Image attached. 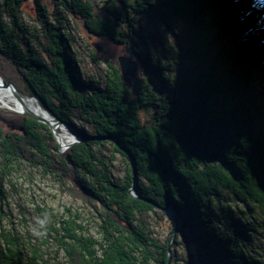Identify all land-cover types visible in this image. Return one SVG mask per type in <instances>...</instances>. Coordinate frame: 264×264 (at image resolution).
I'll return each instance as SVG.
<instances>
[{
    "label": "trees",
    "instance_id": "16d2710c",
    "mask_svg": "<svg viewBox=\"0 0 264 264\" xmlns=\"http://www.w3.org/2000/svg\"><path fill=\"white\" fill-rule=\"evenodd\" d=\"M28 1L0 0V55L16 66L31 95L50 112L70 123L75 117L105 139L60 154L47 125L0 111V122L20 129L9 131L0 123V264L46 263L37 247L5 226L11 216L3 181L22 163L43 167L45 176L52 175L75 200L98 212L100 240L78 223L80 214L59 218L57 254L63 253L65 264H169V240L164 245L154 241L137 214L153 213L158 227L169 225L172 232L177 220H168L146 199L172 207L182 221L171 246V264L181 260L178 250L186 243L188 264H264L246 250L249 229L242 218L247 214L242 207L256 206L264 231V102L257 100L252 79L255 56L227 66L220 50L192 69L157 33L166 27L185 40L184 55L194 57L181 33L194 27L205 33L211 5L218 0H113L108 6L97 0H52V11L43 0H34L48 45L43 53L30 47L33 36L23 20ZM70 18L123 46L126 58L140 63L138 96L116 67L111 66L113 77L105 84L87 70L79 74L76 38L68 32ZM243 22L252 32L261 26L250 16ZM130 40L137 51L130 49ZM198 51L205 56L200 47ZM55 102L61 105L56 111L51 108ZM112 137L135 159L142 199L130 195L133 167L129 165L124 181H116L107 159L96 151L114 144ZM115 150L127 158L117 146Z\"/></svg>",
    "mask_w": 264,
    "mask_h": 264
},
{
    "label": "rangeland",
    "instance_id": "374dc122",
    "mask_svg": "<svg viewBox=\"0 0 264 264\" xmlns=\"http://www.w3.org/2000/svg\"><path fill=\"white\" fill-rule=\"evenodd\" d=\"M43 1L47 5V8L52 11L49 5L52 0ZM108 1L113 0H97V2L103 6H108ZM39 14L38 7L34 3V0H29L24 3L23 20L33 36L30 47L34 51L43 53L48 45L43 24L38 21L40 18ZM245 16H250L254 18V20L257 19L261 25L259 26V30L252 32L251 26L243 22ZM140 17L141 16H138L136 20L138 21ZM207 17H209L206 19L209 29L205 30V33L201 27L189 28L186 34L181 33L187 38V49L188 51H193L194 57L190 55L189 58L184 55L183 45H185V40L182 41L181 38H176L166 27L157 30V33L159 32L163 35L167 44L175 49L178 55H182L186 58L185 64L192 69L200 65L203 60L209 61L208 59L215 57L217 53L221 51L225 55L221 60L224 61L227 66L230 62H234L240 58L249 55L255 56L252 79H254V84L258 87L256 94L257 100L264 102V0H218L211 5V10ZM209 19L212 20V23H209ZM75 21H77V23ZM210 27H212V30H210ZM141 30H146V27H143ZM154 30H156V28H154ZM68 32L76 38L75 49L79 52L80 75L84 73L83 71L87 70L91 76L105 84L109 75L113 77L112 72L114 71L111 66L116 67V69L120 71L118 60L120 57L126 58L123 46L115 44L105 37H99L93 34L86 25H84L82 20L70 18ZM141 32L139 31V33ZM250 32L251 34H249ZM145 37L148 36L145 35ZM211 39L213 43L209 44V40ZM148 40H150V37ZM128 44L129 47H134L130 48L131 50H138L135 43L131 40ZM139 47L144 49V51L146 50L142 42ZM198 47L205 52V56L200 55ZM94 55L98 56V62L94 61ZM136 62L140 70V63L138 61ZM0 77L4 82H13L24 97L39 100L45 108L43 110L48 111H45L48 113L47 117L50 115L51 119H53V116H51L53 113L45 107L43 101L31 95L27 83L16 66L1 55ZM129 89L133 91V88L130 86ZM60 107L61 105L59 104L58 106L55 102L51 108L56 111ZM0 111L11 113V115H23L18 112L19 110L17 108L15 109L13 106L5 104L1 99ZM43 116L46 117V115ZM66 122L70 127L63 124L59 126L57 131L61 135L60 132L66 130L74 138L73 141L67 142V144L78 141L74 137L72 130L80 133L86 138L97 137L95 129L77 120L75 117H71V123L68 121ZM0 123H2V126L7 130L10 128L6 121ZM79 129L86 131L87 134L81 133ZM10 130L17 131L18 128H11L9 131ZM56 140L58 142L57 138ZM97 140L101 141L104 139ZM79 143L81 144V142H78L71 147H66L67 144H64L62 141L61 144L58 142L60 146L59 153L66 154L69 149ZM114 145L117 146L115 143L108 142L101 147V151H99L100 147L96 148V151L99 152L101 157L107 159L112 170L113 178L121 182L127 178L129 165L132 166V160L126 153L127 158L120 152H117ZM141 181L146 187L149 186V182L146 179H142ZM3 182L7 192L8 210L11 216L5 223L6 229L14 230L19 233L26 243L32 244V248L37 247L46 261L45 264H65L63 253L57 254L58 243L55 229L59 228V218L73 219L74 215L80 214L81 220H79L78 223L89 230V235L92 238L100 240L98 233L99 226L96 225L98 217L96 209L91 207L89 210L81 200H75L67 189H64L62 185L55 182L52 175H44L43 167H33L22 163L17 167V171L13 173L12 176L7 177ZM98 209H100V207H98ZM242 209L247 213L242 217L243 225L246 229H249L246 250L249 255L264 262V231L259 224V211L254 205L242 207ZM159 210L162 211L161 209ZM158 214L160 213L158 212ZM137 218L145 224L146 229L150 232L151 238L154 241L164 245V243L170 239L172 231L169 225L163 228L158 227L156 224V219H158V217L153 213L145 216L137 214ZM186 244L178 250V256L181 259L178 264H188L190 260Z\"/></svg>",
    "mask_w": 264,
    "mask_h": 264
},
{
    "label": "water",
    "instance_id": "95a60500",
    "mask_svg": "<svg viewBox=\"0 0 264 264\" xmlns=\"http://www.w3.org/2000/svg\"><path fill=\"white\" fill-rule=\"evenodd\" d=\"M119 65H120V73H121V77L122 80L125 84H127L128 86L133 88V94L135 96L139 95V91L141 89L142 86V79H141V73L139 70V65L136 61L133 60H129L125 57H120V59L118 60ZM0 89L1 90H9L11 92V95L13 97V99L22 107L21 110H19L18 112H20L21 114L30 117L40 123H43L45 125H47L51 131L54 133L55 137L58 139V142L61 144V137L60 134L58 133V129L59 126L61 125H65V126H69V124L54 116L53 114H51V116H53V119H48L46 117H44L43 115L35 112L34 110H32L28 105H27V100L31 99L33 101H35L38 105H40V107L42 109H45L43 107V105L41 104V102L37 99L34 98H26L24 97L21 92L19 91V89L17 88V86L13 83V82H3L0 83ZM74 137L78 140L75 143H71L69 145H66V147H71L72 145L81 142H87L90 139H105L104 137H96V138H86L83 137L80 133L72 130ZM112 140L114 141V143L117 145V147L123 151L124 153H126L129 158L132 160V167L135 171V175H134V179H133V185L130 189V195L134 198L137 199H142V197L140 196V194L138 193L136 187H137V182H136V177H137V169H136V165H135V159L133 157V155L131 154V152L126 149L125 147H123L122 145L119 144L118 139L116 137H112ZM80 144V143H79ZM147 202L152 203L156 208L161 209L164 213L165 216L168 220H172V219H176L177 220V224L176 227L174 229V231L171 233L170 235V239L168 242L169 245V264H171V261L173 259V255H172V251H171V246L175 240V237L177 235V232L180 230V228L182 227V221L178 215V213L172 208V207H161L159 204L154 203L151 200L146 199Z\"/></svg>",
    "mask_w": 264,
    "mask_h": 264
},
{
    "label": "bare ground",
    "instance_id": "6f19581e",
    "mask_svg": "<svg viewBox=\"0 0 264 264\" xmlns=\"http://www.w3.org/2000/svg\"><path fill=\"white\" fill-rule=\"evenodd\" d=\"M3 82V79L0 77V83ZM0 99L5 103V104H8L10 106H13L15 109L17 108L18 110H21L22 107L13 99L12 95H11V92L9 90H0ZM8 100H11V101H8ZM27 105L32 109L34 110L35 112H38L39 114H43V115H46V118L48 119H51L50 115L49 117L48 116V112L47 110H43L42 108L39 107V105L31 100V99H28L27 100ZM41 114V115H42ZM50 114V113H49ZM45 117V116H44ZM61 135V141L64 143V144H67V142H71L74 140V138L68 133V131H63V132H60ZM74 143V142H73ZM69 145V144H67Z\"/></svg>",
    "mask_w": 264,
    "mask_h": 264
}]
</instances>
